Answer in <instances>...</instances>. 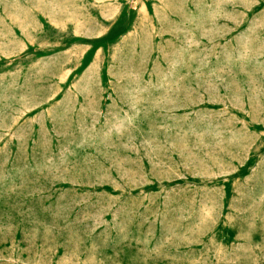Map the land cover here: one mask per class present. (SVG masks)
I'll list each match as a JSON object with an SVG mask.
<instances>
[{
	"label": "rangeland",
	"instance_id": "374dc122",
	"mask_svg": "<svg viewBox=\"0 0 264 264\" xmlns=\"http://www.w3.org/2000/svg\"><path fill=\"white\" fill-rule=\"evenodd\" d=\"M0 264H264V0H0Z\"/></svg>",
	"mask_w": 264,
	"mask_h": 264
}]
</instances>
